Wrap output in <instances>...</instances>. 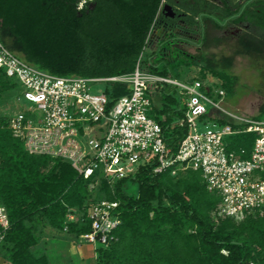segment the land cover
I'll return each instance as SVG.
<instances>
[{
	"label": "trees",
	"instance_id": "trees-1",
	"mask_svg": "<svg viewBox=\"0 0 264 264\" xmlns=\"http://www.w3.org/2000/svg\"><path fill=\"white\" fill-rule=\"evenodd\" d=\"M176 1L97 0L79 11L77 0H0V41L27 63L60 77L112 78L133 75L139 66L144 73L186 81L192 78L188 71L197 69L193 78L220 79L225 91L232 89L238 83L230 71L233 58L214 51L223 46L222 34L238 26H255L264 36V0ZM168 4L181 7L173 10L184 15L185 26L165 11ZM186 31L194 37H183ZM194 45L195 53L186 48ZM18 89L1 70L0 98ZM104 89L115 105L133 85L109 83ZM149 94L160 96H152L150 116L177 150L187 134L179 124L186 115L183 96L166 84ZM261 112L259 117L264 107ZM10 116L0 114V204L11 221L0 247L4 264H53L47 252H37L49 231L83 245L80 238L92 232V221L87 216L70 221L68 214L86 215L102 200L120 203L122 224L114 231L116 240L95 248L93 264H264V210L222 215V197L209 190L201 171L173 176L141 168L132 178L100 179L96 185L97 177L85 179L67 161L30 155L6 126ZM254 140L233 136L229 151H250Z\"/></svg>",
	"mask_w": 264,
	"mask_h": 264
},
{
	"label": "built area",
	"instance_id": "built-area-1",
	"mask_svg": "<svg viewBox=\"0 0 264 264\" xmlns=\"http://www.w3.org/2000/svg\"><path fill=\"white\" fill-rule=\"evenodd\" d=\"M95 1L77 0V9ZM1 70L19 85L17 103H26L7 118L6 126L30 155L67 161L85 179L97 177L96 185L100 179L113 183L132 178L141 168L173 176L201 171L209 190L222 197V215L264 210V116H234V121L222 124L227 114L222 80L192 77L184 82L144 73L139 66L133 75L112 78L60 77L27 63L0 41ZM109 83H129L133 89L111 105L104 89ZM159 84L175 87L183 96L186 115L179 124L187 134L177 150L150 116L149 92ZM244 134L255 136L251 150L229 151V139ZM119 206L102 200L86 215L71 211L70 221L84 216L92 221V232L81 236L80 244L108 247L116 240L114 231L122 224ZM10 229L8 211L0 204V247Z\"/></svg>",
	"mask_w": 264,
	"mask_h": 264
},
{
	"label": "rangeland",
	"instance_id": "rangeland-1",
	"mask_svg": "<svg viewBox=\"0 0 264 264\" xmlns=\"http://www.w3.org/2000/svg\"><path fill=\"white\" fill-rule=\"evenodd\" d=\"M216 1V0H212ZM239 1V0H235ZM178 4L174 0V4ZM181 9V7H179ZM256 35H262L259 30H254ZM224 37L222 48L216 50V54L221 58H233V66L230 69L231 73L238 78V83L226 91V97L223 98L222 106L227 114L224 118L227 121H234L233 117L238 118H258L262 114L264 107V59H252L246 56H238L237 50L239 47L234 36ZM233 42V43H232ZM235 42V43H234ZM232 44H236L233 47ZM192 53L196 52V48L192 46L186 47ZM200 70L191 69L188 71V77H198ZM185 82V80H184ZM155 93V92H154ZM20 95V89L12 94L0 98V114L15 115L19 112L21 105L17 103V97ZM154 98L160 99L159 95L153 94ZM179 100V95L174 96ZM77 242V241H76ZM71 241V239L61 234L57 237H51V232L45 236L41 246L37 249L38 253L47 252L53 264H93L96 260V255L93 249H86L87 244H83L87 250H79V244ZM78 245V246H77ZM77 254L73 255V254ZM2 251L0 252V264H4Z\"/></svg>",
	"mask_w": 264,
	"mask_h": 264
},
{
	"label": "flooded vegetation",
	"instance_id": "flooded-vegetation-1",
	"mask_svg": "<svg viewBox=\"0 0 264 264\" xmlns=\"http://www.w3.org/2000/svg\"><path fill=\"white\" fill-rule=\"evenodd\" d=\"M250 0H239L238 2L240 4H246L247 2H249ZM254 1V0H252ZM179 1H177L178 3ZM169 8L168 13H170V17H172V19L176 22V24L178 26H185L184 24V15H181L177 12H175L173 9L175 8L177 11L179 10L178 7H175L174 5L172 4H168L167 5ZM254 30H259L257 27L255 26H250V25H246V26H243V27H239L238 28H232L230 31H227L225 34H227L228 36H234L233 39L234 41L237 43L238 47H239V50H241L243 47L245 49H250V53H247V52H242V51H239L237 50V53H238V56L241 57V56H246V57H250L252 59H260V58H263L264 59V43L263 44H260L259 40H264V36H263V33L262 35H256L255 31ZM246 33H249V36L246 37L244 39L243 35ZM188 31L184 32V33H181L183 37H189V38H193L194 36H192L191 34L190 35H187ZM234 42V43H235Z\"/></svg>",
	"mask_w": 264,
	"mask_h": 264
},
{
	"label": "crops",
	"instance_id": "crops-1",
	"mask_svg": "<svg viewBox=\"0 0 264 264\" xmlns=\"http://www.w3.org/2000/svg\"><path fill=\"white\" fill-rule=\"evenodd\" d=\"M198 40H199V38L196 37V38L193 40V43L197 42ZM194 47H195V45H194ZM214 52H216V50H215ZM152 99H153V97H152ZM224 121H227V120L224 118ZM229 122H232V121H229ZM86 246H87L86 249H87V248H88V249L90 248V249L95 250V247L92 246V245H88V244H87ZM79 248H80V249H79L80 251H81V250H84V251L86 250V249L84 248V245H80ZM88 249H87V250H88ZM87 250H86V251H87Z\"/></svg>",
	"mask_w": 264,
	"mask_h": 264
},
{
	"label": "water",
	"instance_id": "water-1",
	"mask_svg": "<svg viewBox=\"0 0 264 264\" xmlns=\"http://www.w3.org/2000/svg\"><path fill=\"white\" fill-rule=\"evenodd\" d=\"M167 7H168V6H167ZM167 7L165 8V11H168V10H169V8H167Z\"/></svg>",
	"mask_w": 264,
	"mask_h": 264
}]
</instances>
